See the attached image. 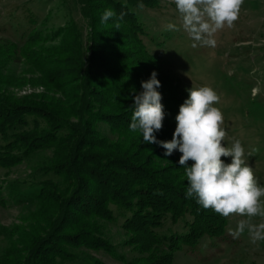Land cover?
<instances>
[{
    "label": "rangeland",
    "instance_id": "obj_1",
    "mask_svg": "<svg viewBox=\"0 0 264 264\" xmlns=\"http://www.w3.org/2000/svg\"><path fill=\"white\" fill-rule=\"evenodd\" d=\"M161 1L158 6L144 5L139 14L150 25L151 32L163 37L165 59L169 61V70L165 71L170 80H174L175 96L182 94L188 98V90L202 86L211 87L218 94L220 101L214 106L221 110L224 117L222 127L227 132L222 146H231L233 138L239 140L246 154L251 153L245 159L252 167L255 179L264 186V0H244L234 27L225 26L215 33L214 48L199 44L193 48L191 45L195 41L182 29L168 30L169 23L180 26V14L172 0ZM106 9L111 7L105 0H0V91L19 102L46 95L65 106L72 97L82 94L81 87L89 84L94 89L93 104L119 102L117 91L131 87L139 79L131 74L135 71L144 74L140 69L151 66L139 58L138 48L128 38L123 24L117 28L115 18L101 23ZM34 30L42 34L41 40L33 41L34 47L25 49V52L15 48ZM23 32L25 37L20 34ZM50 33L53 36H49ZM34 54H44L40 70L30 64ZM135 65L139 68H134ZM43 70L49 73L47 77L61 70L62 83L49 84ZM106 70L109 72H103ZM71 87L77 91L71 92ZM132 95L133 92L130 97ZM128 101L124 99L123 103L129 106L123 110L129 107L132 110L134 104ZM178 102L184 103L182 100ZM162 105L167 107L166 102ZM104 109L111 110L109 106ZM178 113L179 108L165 121L169 122L168 128L173 132ZM102 126L98 125L102 133L109 134L108 126ZM161 141L167 142L166 139ZM3 144L0 134V153ZM159 151L164 153L166 150L159 148ZM52 158L53 150L47 148L17 165H0V256L15 246L20 237L19 229L28 230L43 216L45 208L34 199L40 181L38 176L34 177V169ZM167 159L162 163L168 167L173 160ZM221 159L226 164L231 163V157ZM193 163L191 161L190 165ZM18 192L22 195L32 192L34 195L27 202L21 194L17 196ZM261 201L264 202V197ZM194 203L200 207L202 217L226 223L218 236L206 237L198 246L170 249L171 252L151 246L150 251L140 253L134 232L122 228L125 219L122 217L115 224L106 223L103 230L114 245V252L81 249L79 264H155L165 258L170 264H264V241L251 243L247 231L239 239L230 234L238 221L245 217L234 214L224 218L212 209H203L196 200ZM252 219L257 224L264 222L260 217ZM166 225L160 231L162 234H167L168 228L182 229V223ZM143 257L150 261L147 258V261H140Z\"/></svg>",
    "mask_w": 264,
    "mask_h": 264
},
{
    "label": "trees",
    "instance_id": "obj_2",
    "mask_svg": "<svg viewBox=\"0 0 264 264\" xmlns=\"http://www.w3.org/2000/svg\"><path fill=\"white\" fill-rule=\"evenodd\" d=\"M105 1L117 15L126 13L120 23L138 48L139 58L151 68L140 69L144 74L133 72L131 76L139 79L135 77L137 81L131 87H122L121 91L116 87L120 101L114 103L93 104L94 89L89 84L81 87L82 94L72 97L65 106L46 95L19 102L0 91V134L4 140L0 165H17L47 148L54 154L45 165L34 169V177L40 178L34 199L45 208L43 216L28 230H18L21 231L18 241L0 256V264H79L81 249L114 252V245L103 230L106 223L115 224L122 217L125 218L122 228L134 232L140 253L150 251L151 246L166 252L184 245L198 246L202 239L218 236L226 226L221 220L214 222L212 218L202 217L200 207L194 203L196 199L186 197L188 185L186 178H182L185 171L179 165L182 154L176 150L167 157L165 152H158L162 148L159 145L144 143L141 133L129 130L130 107L123 110L129 106L123 103L124 99L134 104V96L143 91L139 82H146L156 72L161 85L157 91L162 96L161 103L166 102L167 107L163 108L162 130L155 136L158 141L168 138L171 141L175 131L168 128L166 118L183 104L178 101L188 99L187 95L175 96L174 80L165 71L169 70V61L165 59L163 37L150 31V25L137 8L140 3L158 6L162 1ZM20 34L25 37L24 32ZM41 35L34 30L15 48L25 52L35 46L33 41L41 40ZM42 56L34 54L30 59L37 70L42 68ZM139 62L142 67L140 59ZM48 74L43 70L49 84L62 83L61 70L47 77ZM71 88V92L77 91ZM132 92L134 95L130 97ZM105 106L111 110H105ZM98 125H107L109 134L104 135ZM167 158L173 160L168 167L162 163ZM190 162H187L189 167ZM18 194L19 197L21 193ZM33 195L30 192L22 197L30 202ZM167 223H182V229L168 228L167 234H162L160 231ZM146 258L139 260L147 261ZM155 264H170V261L165 258Z\"/></svg>",
    "mask_w": 264,
    "mask_h": 264
},
{
    "label": "clouds",
    "instance_id": "obj_3",
    "mask_svg": "<svg viewBox=\"0 0 264 264\" xmlns=\"http://www.w3.org/2000/svg\"><path fill=\"white\" fill-rule=\"evenodd\" d=\"M180 14V26L167 24L168 30L181 29L195 41L191 47L216 46L213 38L218 30L225 26L234 27L238 20L244 0H172ZM140 3L137 8L144 9ZM126 13L119 15L106 9L101 23L115 18L116 27H120ZM153 72L151 78L141 82L143 91L134 96L129 130L142 134L143 142L157 144L165 149V156L173 155L178 150L182 155L179 165L184 168L187 178L186 197L196 199L203 209H212L221 217L234 214L245 219L238 221L230 234L239 239L247 231L251 243L264 241V222L254 223V217L264 221V186H260L254 177L252 167L248 166L245 152L239 140L233 138L231 146H222L226 130L222 127L224 117L215 107L220 97L208 86L192 87L189 97L179 108L176 116V128L171 141H158L155 133L162 130L165 119L162 96L157 91L161 87ZM255 91V90H254ZM222 157H231L226 164ZM188 161H193L191 167Z\"/></svg>",
    "mask_w": 264,
    "mask_h": 264
}]
</instances>
